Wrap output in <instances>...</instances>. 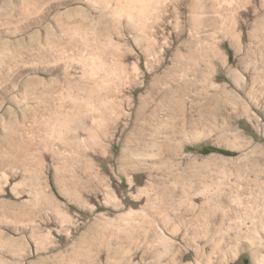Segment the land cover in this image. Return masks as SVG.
<instances>
[{"label": "rangeland", "instance_id": "1", "mask_svg": "<svg viewBox=\"0 0 264 264\" xmlns=\"http://www.w3.org/2000/svg\"><path fill=\"white\" fill-rule=\"evenodd\" d=\"M170 1L0 0V264H264V0Z\"/></svg>", "mask_w": 264, "mask_h": 264}, {"label": "bare ground", "instance_id": "2", "mask_svg": "<svg viewBox=\"0 0 264 264\" xmlns=\"http://www.w3.org/2000/svg\"><path fill=\"white\" fill-rule=\"evenodd\" d=\"M131 2L133 1V0H130ZM136 1H145V2H147L146 4H144L143 5V8H146L145 9V12H144V16H141V19H143L141 22H143V23H141V27H139V28H137V30L135 31L136 32V39H135V43L138 45V46H140V45H142V46H147L148 48H151L152 47V42H151V40H152V38H150L149 36H147V34H146V32L150 29L149 28V26H147L148 25V23L149 24H151L152 23V21L151 22H149L150 21V19H151V17H152V15L154 14V12H155V10H156V6H157V0H136ZM221 1L222 0H211V7L208 9L207 8V6H206V4H205V1L204 0H194V4H193V6L192 7H190V10H191V12L193 13V18H192V22H193V26L191 27L190 26V29H191V32H195V34L197 35V42H198V45H200V47L202 46V44H204V40H203V38H201L200 36L198 37V33H199V31H202V29L205 27V25H206V23H208L209 21H211V20H207L206 21V19H205V15L208 13V12H211V13H213V14H215V16H216V18H220V16H219V9H220V6H221ZM232 2H233V0H231ZM92 2H93V0H92ZM104 2V1H103ZM170 2H173L174 3V5L176 6V5H178V0H171ZM231 2V3H232ZM87 5L89 4L90 5V3H91V0H86V2H85ZM105 3H106V5H105V7L104 8H106V10L108 9H113L114 11H125L126 13H127V15H128V17L131 19V18H133L134 17V13H133V10H134V8L135 7H133V6H131L129 3L130 2H127V0H105ZM167 3V2H166ZM234 3V2H233ZM147 8H149V9H152V12L150 13V12H148V10H147ZM209 11H208V10ZM112 10V11H113ZM137 10V9H136ZM92 11V10H91ZM141 11H143V10H141ZM157 11V10H156ZM112 13V12H111ZM136 13V12H135ZM156 13V12H155ZM89 14V13H88ZM88 16V15H87ZM212 16V15H211ZM154 18V17H153ZM215 18V17H214ZM215 18V19H216ZM102 19V18H101ZM208 19H210V18H208ZM212 19H213V17H212ZM222 19V18H221ZM103 20H104V18H103ZM102 20V21H103ZM144 21H145V23H144ZM217 21V19L216 20H214V21H211L212 22V24H211V26L215 23ZM155 23V22H154ZM153 23V24H154ZM147 24V25H146ZM106 27H107V25H105ZM99 27V26H98ZM218 30V29H217ZM96 31V30H95ZM105 31V27H101V29H99L98 30V33L96 34V33H94V38H95V41H97L98 39L100 40V36H101V32H104ZM216 32V31H215ZM191 35H193V34H191ZM194 36V35H193ZM189 43H190V41H188ZM141 47V46H140ZM147 48V49H148ZM91 55V54H90ZM104 57H105V55H104ZM190 58H193L192 60H195L196 58H195V55H193V53H191V52H189V53H187V54H182V53H178L177 55H175V61L177 62V63H180V64H182V65H185L189 60H190ZM182 65L180 66L181 68H183L182 67ZM192 66V65H191ZM178 68V67H177ZM177 70H175V72H176ZM197 72H199V69H197ZM185 76V75H184ZM183 78V77H182ZM187 80V79H186ZM184 83V82H183ZM192 85V83L191 82H188V83H186L185 82V84L183 85V87H182V90H184V89H186V88H188V89H190L191 86ZM177 88H180V87H177ZM189 91V90H188ZM222 91L224 92V94H229V93H227L226 92V89L224 88V87H222ZM178 92V91H177ZM215 99V98H214ZM153 135V134H152ZM151 136V135H150ZM151 139H152V137H151ZM153 144H154V146H155V143L153 142ZM151 145V144H150ZM152 146V145H151Z\"/></svg>", "mask_w": 264, "mask_h": 264}, {"label": "trees", "instance_id": "3", "mask_svg": "<svg viewBox=\"0 0 264 264\" xmlns=\"http://www.w3.org/2000/svg\"><path fill=\"white\" fill-rule=\"evenodd\" d=\"M213 151L220 152V153L222 152L220 150H213V149H210V148L203 149V152H205V153H209V152H213Z\"/></svg>", "mask_w": 264, "mask_h": 264}]
</instances>
